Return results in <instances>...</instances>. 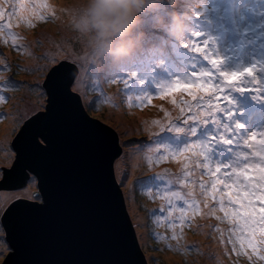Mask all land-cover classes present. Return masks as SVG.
Wrapping results in <instances>:
<instances>
[{
  "label": "rangeland",
  "instance_id": "rangeland-1",
  "mask_svg": "<svg viewBox=\"0 0 264 264\" xmlns=\"http://www.w3.org/2000/svg\"><path fill=\"white\" fill-rule=\"evenodd\" d=\"M240 2V0H233L231 2L235 6L234 9L231 6L229 7L231 12H229L228 8L225 9L227 15L233 16L229 24L230 32H227L226 36L223 35L225 33L223 21L217 20L218 13L214 8L215 0H210L204 3L205 5L202 8L200 7L197 11H193L192 15L197 20V23H195L196 28L188 25L181 38H173L167 32L163 36H160V38L158 37L159 33L150 35L149 37L155 36L157 42L147 49L151 48V50H155L156 54H152L150 57L141 55V60H143V56L145 59L148 58L144 63L146 68L140 66L137 68L138 70L140 68V73L144 75L145 80L143 78L142 80L140 78H136V80L129 79L126 86L124 78L114 84L113 82H108L109 79L115 78V75L125 70L131 62H136L138 58L127 63L132 58L129 57L114 65H110L112 61L105 59L102 66L89 64L82 67L78 62L76 63L78 68L76 78L83 80L88 89L86 91H77L74 81L71 87L72 90L80 95L85 109L92 117L109 125L118 135L121 154L114 161L115 175L123 192L126 209L135 229L139 245L148 264H168L169 262H173L172 264H264V260H256L255 256H253L252 260H249L247 256L243 254L237 256L232 251V244L228 243L229 236H232L237 250H239L240 244L238 240L234 239L237 237V234H233L230 231L233 228L228 226L231 220L229 216V219L224 216L225 220L221 222L214 217L195 215L191 218L190 222L185 221L182 229L179 226L178 220L176 221L177 227L175 231L177 235L181 236V239L179 241L171 239L172 229L167 226V223L156 227L153 222L155 216L167 215L168 206L165 200L159 198L150 199L146 194H139L137 190L141 189L144 184H147V178L152 177L153 173L164 172L167 169V175L173 180L171 190L187 192V188L177 183V178L181 176L182 163L169 158L162 164L154 165L150 170L142 159V153H137L136 161L138 166L133 168L132 162L125 156L126 153H130L136 149L146 150L145 146L155 139L151 133L158 132L159 128L152 125L151 121L154 119H164V113L160 111L161 105L172 113L173 118L178 113V110L167 99L160 100L154 98L152 104L144 107H141L139 101L136 100V97L145 94L157 97L160 86L169 84L165 81H160L158 87L154 86L146 90L143 88L144 81H148L150 77L154 76L153 73L167 68L165 62L169 56H165L164 52L162 54L159 53L160 48H165L164 44L169 45V42L174 39L180 45H188L192 40L202 39L207 44L211 43L213 51L218 54L224 50L223 47L226 46L225 40L235 41L234 33L238 34L241 29L250 27L258 31L257 35L242 31L244 39L246 38L245 41L238 43L237 40L240 37H237L235 41L236 48L238 49L237 53L230 59H226V61L223 59V62L226 64L222 63V65L227 69H238L253 65V58L256 54H259L260 59L257 62L258 65L264 63V0H252L243 6ZM69 3H71V0H24L25 11L20 14L22 18L17 17V20L12 18L11 23L12 31L14 30V33L23 37L18 43L23 44L25 48L17 50L10 42L7 44L0 42V54H2L0 59H6V62L10 66L8 71L0 72V78H7L12 85V87L2 93L6 97V100L0 104V178L3 175L2 168H9L15 159V152L11 147V141L22 123L31 115L45 110V107H42V105H46L47 93L43 82L49 69L63 61L73 63L76 56L87 59L90 55L83 38L72 32L64 22L65 16L61 9ZM191 4H193V0H177L176 4L169 7L187 13ZM44 5H48L49 7H44ZM255 11L258 13L250 15L246 25H244L245 23H241V19L239 21H237V18L235 19V16L243 15L246 17V13L254 14ZM53 12L55 15H53ZM41 16H43V19L40 18ZM25 18L31 20L33 26H29L25 22ZM259 24L262 25L261 29L255 27ZM147 28H150L152 31L157 29L164 30L151 15H146L144 18L142 25L143 32L147 31ZM199 32L202 33V37ZM143 43H148L147 35L144 36ZM161 43L164 44L162 45ZM251 44L253 47H251ZM142 47L140 50L143 52ZM231 48L234 50L235 47L232 46ZM248 50L254 53L246 54L245 52ZM205 52L208 53V56L214 57L212 51L207 49V47L205 48ZM52 56L57 57L54 63L51 62ZM92 73H94V76H92ZM135 75L140 77L137 73ZM256 75L264 77V73L257 72ZM95 81L98 82L94 83ZM175 81L174 78L170 79L172 83ZM106 97L111 98L110 103L104 102ZM128 97L132 98L131 106H129ZM179 97L180 94H177L178 99ZM5 123H8L7 128L5 131H2V126ZM262 126H264V117L251 120L246 127L248 129L246 138L252 132H257V140L261 139L262 137L259 136V132L264 131ZM165 136H171V134L161 133L160 138L164 139ZM126 141H131L132 143L127 144ZM257 148H259V145H257ZM245 150L249 151L248 149ZM197 175L199 176L201 173H197ZM203 179L208 181L210 177L207 174H203ZM36 190V180L31 178L25 187L0 189V197H3L4 193L15 197L20 196L25 191ZM155 191L156 189L153 190L154 193ZM221 191H224L222 186ZM196 198L202 200L198 185L196 188ZM209 203L211 206L219 208V205L215 201H209ZM133 205L135 206L134 209H132ZM260 206V203L257 202V207ZM183 207L185 205H182L181 208ZM200 207L204 212L208 211L207 208L203 207V203H201ZM232 207L235 206L229 204L226 198L225 208L231 209ZM162 208L163 211H161ZM173 215L176 218L179 217L175 211ZM189 215L191 216V213ZM216 215L222 217L224 213L217 210ZM139 217H143L142 223L139 222ZM212 225H216L222 230L224 243L220 242L221 233L214 231L211 227ZM153 231L161 233L163 236L168 237V239H156ZM260 239V235L257 234V241L259 242ZM178 245L181 249L180 251L176 250ZM185 246H189L190 249L187 253L183 251ZM8 250L9 248L4 239V232L0 223V251L3 252V255H0V263ZM169 259L172 260L170 261Z\"/></svg>",
  "mask_w": 264,
  "mask_h": 264
},
{
  "label": "snow or ice",
  "instance_id": "snow-or-ice-1",
  "mask_svg": "<svg viewBox=\"0 0 264 264\" xmlns=\"http://www.w3.org/2000/svg\"><path fill=\"white\" fill-rule=\"evenodd\" d=\"M44 7L49 6L44 5ZM23 11H25L24 0H0V42L5 44L10 42L17 50H22L25 46L18 43L23 37L12 31L11 21L13 17H19ZM53 15H55L54 12ZM40 18L43 19V16ZM25 22L29 26H33L31 20L25 18ZM192 43L194 51L205 52L206 44L201 45L196 41ZM205 58L209 60L211 68L194 72L191 77L185 80H176L171 84L160 86L157 97H153L151 94L136 97L141 107L152 104L154 98L167 99L178 110V113L173 118L172 113L161 105L160 111L164 113V119L151 121L152 125L159 128L158 132L151 133L155 139L145 146L146 150L136 149L126 153L125 156L132 162L133 168L138 166L137 153H142V159L150 170L154 165H159L169 158L182 163L181 176L177 178V183L187 188V192L171 190L173 180L167 175V169L148 177V183L142 189L150 199L159 198L167 201V215L155 216L153 222L156 227L167 223V226L172 229L171 239L177 241L181 239V236L177 235L175 231L177 224L173 219L174 211L180 212L177 219L182 229L185 221L190 222L195 215L214 217L223 222L224 218L216 215L219 210L224 213L225 217L231 216V222L235 227L230 231L233 234L239 233L236 237L240 244L239 250H237L232 236L228 238V243L232 244V251L237 256L241 254L247 256L249 260H252L253 256L264 260V131L259 132V136L262 137L259 140H257V132H252L246 138L248 129L245 123L236 117V109L233 105H236L237 101L228 92L229 89L240 93L255 92L260 99H264V96L260 95L264 92V77L256 75L257 72L264 73V63L259 66L253 64L238 69H227L221 68L223 58L207 55ZM56 59V56H52L51 62L54 63ZM76 63L77 61L74 59L73 64ZM64 67L63 62L51 67L47 73L48 81L55 84ZM9 69L10 66L6 59H0V72ZM246 76L252 77L250 82L245 79ZM74 81L77 91L88 89L81 79L73 76L64 78L59 86H54L49 90L48 104L42 105L48 111L34 115L27 121V124H31L33 119L36 121L45 120L50 113L63 107L77 119L90 125L98 138L102 140L114 139V134L109 128L85 120L84 113L80 109V97L70 91ZM248 83L258 86L246 87L245 85ZM10 87L12 85L7 78H0V104L6 100L2 93ZM177 94H180L179 99ZM104 102L110 103L111 98L106 97ZM128 102L131 106V97H128ZM161 133H168L171 136H165L161 140ZM38 134L44 136L46 141L49 139L43 132ZM126 143L131 144L132 142L126 141ZM37 147L41 151L46 150L43 146L37 145ZM225 153L230 154L227 159H225ZM197 173H201V175L198 176ZM203 174H207L210 179L205 181ZM10 175L8 174V176ZM26 179L28 178L26 177ZM156 181H164V184L158 185ZM197 185L202 200L196 198ZM221 186L224 191H221ZM0 187H4V185H0ZM16 187H23V184L16 185ZM153 187L156 189L155 193ZM40 198L41 193L37 191H25L15 197H0V217H3L5 226L7 227V221L20 206L42 207L43 205L34 203ZM226 198L228 203L235 207L226 209ZM177 200L183 201L185 207L177 209L174 203ZM209 201H215L219 208L211 206ZM257 202L260 203V207H257ZM201 203L204 208L208 209L207 212L201 209ZM211 227L214 231L221 233L220 242L224 243L222 230L216 225ZM257 234L261 237L259 242ZM154 236L158 240L168 239L159 232H154ZM176 250H181L179 245ZM189 250V246H185L183 249L185 253ZM249 250H251V254H249ZM0 255H3L2 251H0ZM3 264H12L11 257L5 259Z\"/></svg>",
  "mask_w": 264,
  "mask_h": 264
},
{
  "label": "water",
  "instance_id": "water-1",
  "mask_svg": "<svg viewBox=\"0 0 264 264\" xmlns=\"http://www.w3.org/2000/svg\"><path fill=\"white\" fill-rule=\"evenodd\" d=\"M63 63L55 84L47 75L43 82L46 105L50 88L77 75L76 64ZM79 104L85 120L109 128L114 139L98 138L90 125L63 107L27 124L48 111L45 107L22 123L11 141L15 159L2 168L0 189L22 188L16 185L25 187L34 178L41 193L34 203L43 206H20L7 227L0 217L9 248L0 264L9 257L12 264H148L115 175L114 161L121 154L118 135L87 112L81 97Z\"/></svg>",
  "mask_w": 264,
  "mask_h": 264
},
{
  "label": "clouds",
  "instance_id": "clouds-1",
  "mask_svg": "<svg viewBox=\"0 0 264 264\" xmlns=\"http://www.w3.org/2000/svg\"><path fill=\"white\" fill-rule=\"evenodd\" d=\"M177 0H71L63 8L65 24L83 38L90 55L76 56L80 66H102L135 54L144 38L142 25L151 15L169 36L179 39L188 27L186 12L170 8Z\"/></svg>",
  "mask_w": 264,
  "mask_h": 264
},
{
  "label": "trees",
  "instance_id": "trees-1",
  "mask_svg": "<svg viewBox=\"0 0 264 264\" xmlns=\"http://www.w3.org/2000/svg\"><path fill=\"white\" fill-rule=\"evenodd\" d=\"M209 1L210 0H193V4H191L190 8H188V11H187V16H188L187 19H188V25L189 26L196 28L195 23H197V20L192 15L193 11L195 12L200 7L202 8L205 5L204 3H207ZM232 1L233 0H215V4H214V8L218 13L217 20L223 21V26H224V31H225V33L223 34L224 36L227 35V32H230L229 24H230L231 20L233 19L232 15H227L225 13V9L228 8V10H229L230 6L233 9L235 8V6L232 5V3H231ZM240 1H241L240 4H242V6H243L244 4H246V2H251L252 0H247V1H243V2H242V0H240ZM244 10H246V9H244ZM229 12H231V11L229 10ZM248 12H249V10H248ZM256 13H258V12L255 11L254 14L246 13L247 18L243 15H239L238 17L235 16V19L237 18V21H239L241 19V23H245L244 25H246V22H248L247 19L249 18V16L255 15ZM19 17L22 18L21 16H19ZM13 18L15 20L18 19L17 17H13ZM255 27L257 29H261L262 25L259 24ZM199 29H201V28H199ZM200 31H202V30H200ZM242 31H245V33L251 32L253 35H257L256 33L258 32L255 29H252L250 27H245V28L241 29V31L239 33H241ZM153 33H159L158 37L160 38V36H163L164 33H166V31H164L162 29L161 30L157 29V30L152 31L150 28H147V31L144 32V36L145 35L148 36V43L147 44L142 43V45L144 44L142 47L143 52H142V50L139 49L137 53H135L131 56L132 57L131 60L127 63H130L133 59L138 58V60H136V62H131L125 70H123L122 72H119L117 75H115V78L109 79V81H108L109 83L113 82V84H114L117 81H121L120 79L123 80V78L125 79L126 83L129 81V79H132V80L135 79L136 80V78H140V80H142V78L143 79L145 78L144 75L142 73H140L141 72L140 68H139V70L137 68H138V66L146 68V65L144 63L147 61L148 58L145 59V57L143 56V58H142L143 60H141L140 59L141 55H146V56L150 57V55L152 56V54L153 55L156 54L155 50H151V48L147 49L149 46L155 45L157 42L155 36L149 37L150 35H153ZM238 34L234 33L235 38H236L235 41L237 40V37H240L239 40H237L238 43L245 41L246 38L244 39L243 33H241L239 35ZM200 35L202 37V33H200ZM193 38H194V36H193ZM193 41L194 40H192L191 43H189L188 45H185V44L180 45L174 39H172L169 42V45H166L163 43L165 48H160L159 53L162 54L164 52L165 56H167V57L169 56L168 60H166V62H165L167 68H165L162 71H159V72L156 71L155 73H153L154 76L150 77L148 81H144L145 80L144 79L143 80L144 81V87H143L144 90H146L147 88H150V87H154V86L158 87L160 81H165V82L171 84L172 83V82H170L171 78H174L175 80H179V79L185 80V79L191 77L194 72H198L201 70L211 68L212 66L209 63V60L205 58L206 55L208 56V53L207 52L201 53V52L194 51V46L192 43ZM225 41H226V46L223 47L224 50L222 52L216 54L213 51V46L211 43L207 44V42L203 41L202 39L196 40V42L198 44H201V45L206 44L207 49L212 51V53L214 54V57L223 58L226 61V59H230L231 57H233L235 55L236 44H235V41H227V40H225ZM232 46L235 47L234 50H232V48H231ZM154 49H156V47H154ZM230 50H232V51H230ZM253 51L248 50L245 53L246 54L254 53ZM259 60H260L259 54H256V56L253 58V63L256 64L257 66H259L257 63ZM222 63L226 64L223 61H222ZM114 64L115 63L110 62V65H114ZM221 68H224V66L222 64H221ZM136 73L139 74L140 77H137L135 75ZM92 76H94V73H92ZM245 79L248 80L249 82L251 81L250 77L246 76ZM97 82L98 81H95L94 83H97ZM217 82H219V81H217ZM245 86L246 87H257L258 85H253L251 83H248ZM228 92L233 96L235 101H237V104L233 105V107H235V109H236V117L238 119H240L241 122L245 123L246 127H247V125H249V122L251 120H256L259 117H264V99H260L255 92L240 93V92L233 91L231 89H229ZM260 95L264 96V92H262ZM249 129H251V128H249ZM248 136H250V135H248ZM161 140H163V139H161ZM228 157H229V154L225 153V158H228ZM154 174L155 173H153V176H154ZM156 184L163 185L164 183H163V181H156ZM144 186H145V184L141 187V189L137 190L139 194H144V192L142 191ZM153 190H155V187H153ZM165 202L167 205L166 200H165ZM174 203H175L177 209L181 208L182 205H184V202L181 200L174 201ZM175 213L178 216L180 215V212L178 210L175 211ZM222 217L224 218L223 220H225L224 215H222ZM229 217H231V216L229 215ZM173 219L178 221V219L175 217V215H173ZM231 220H232V218H231ZM231 220L229 221L228 226H231V228H234L235 225L231 222ZM153 232H155V231H153ZM236 234H237V236L239 235L238 233H236ZM234 239H236V237ZM249 252H251V250H249ZM254 258L256 260H258L256 257H254Z\"/></svg>",
  "mask_w": 264,
  "mask_h": 264
},
{
  "label": "bare ground",
  "instance_id": "bare-ground-1",
  "mask_svg": "<svg viewBox=\"0 0 264 264\" xmlns=\"http://www.w3.org/2000/svg\"><path fill=\"white\" fill-rule=\"evenodd\" d=\"M7 125H8V123H5V124L2 126V131H5V130H6ZM4 196H10V195L7 194V193H4V194H3V197H4ZM134 208H135V206L133 205V206H132V209H134ZM138 220H139V222L142 223V222H143V217H139ZM199 239H201V238H199ZM169 260L171 261L172 259H169ZM172 263H173V262H169L168 264H172Z\"/></svg>",
  "mask_w": 264,
  "mask_h": 264
}]
</instances>
